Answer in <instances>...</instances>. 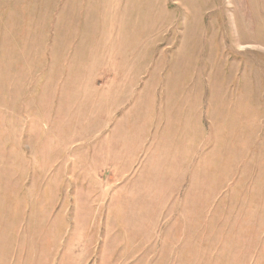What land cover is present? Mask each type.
<instances>
[{
	"label": "rangeland",
	"instance_id": "obj_1",
	"mask_svg": "<svg viewBox=\"0 0 264 264\" xmlns=\"http://www.w3.org/2000/svg\"><path fill=\"white\" fill-rule=\"evenodd\" d=\"M0 264H264V0H0Z\"/></svg>",
	"mask_w": 264,
	"mask_h": 264
}]
</instances>
